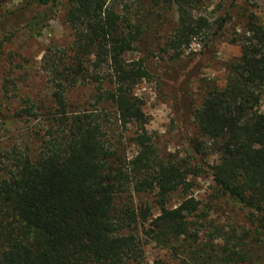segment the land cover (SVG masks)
<instances>
[{
    "label": "trees",
    "instance_id": "trees-1",
    "mask_svg": "<svg viewBox=\"0 0 264 264\" xmlns=\"http://www.w3.org/2000/svg\"><path fill=\"white\" fill-rule=\"evenodd\" d=\"M20 1L25 5L4 20L32 35L43 29L58 3ZM164 1L177 7L178 25L169 45L179 59L194 42L205 39L209 25L205 19L193 18L190 0ZM67 20L75 32L71 62L53 68L58 110L49 120L43 150L34 159L21 153L7 156L8 164L0 170V264H139L149 237L163 242L179 264L264 261L261 232L251 240L248 232L240 235L233 230L222 246L214 241L199 243L195 219L200 217L201 203L187 197L177 208L167 207L173 194L181 189L189 192L192 184L182 166L160 159L146 131L145 103L134 90L150 76L143 62L124 60L139 42L141 29L132 27L128 15L117 12L114 0H69ZM124 27L131 31L125 34ZM243 41L242 57L230 66L226 88L214 89L194 118L202 138L220 157L211 168L218 192L250 210L264 227V113L259 110L264 97V22L251 17ZM193 55L182 68L180 83V76L169 77L159 87L183 93L178 108L184 114L188 111L185 83L198 71L205 52ZM91 58L100 71L90 69ZM104 66L109 67L114 85L105 94L100 74ZM62 79L98 84L100 101L114 104L119 122L138 125L133 140L138 152L131 161L111 162L116 153L106 140L100 116H68V88L57 84ZM203 148L199 145L198 152ZM127 193H156L160 215L153 219L148 206L141 211L127 203L118 208L117 199ZM149 222V230L140 237V227Z\"/></svg>",
    "mask_w": 264,
    "mask_h": 264
},
{
    "label": "rangeland",
    "instance_id": "rangeland-1",
    "mask_svg": "<svg viewBox=\"0 0 264 264\" xmlns=\"http://www.w3.org/2000/svg\"><path fill=\"white\" fill-rule=\"evenodd\" d=\"M114 2L117 12L128 15L132 27L141 29L139 42L134 51L124 55V60L128 64L143 62L150 76L134 90L136 97L145 103L143 110L149 120L146 131L162 161L179 164L190 173V191L181 189L173 194L167 207L175 209L187 197H194L201 203L200 217L195 219L199 220V243L214 241L222 246L233 230L240 235L248 232L251 240L257 231L264 235L262 223L250 210L218 192L211 168L219 163L220 157L214 152L212 143L202 138L194 118V113L202 108L204 100L214 89L226 88L230 66L242 57L243 39L250 18L264 22V0H190L188 9L193 18L205 19L209 29L205 39L194 42L179 59L169 45L178 25L176 5L164 0ZM24 5L20 0L9 3L0 0V170L8 164L7 156L21 153L34 159L42 152L48 137L49 120L58 110L53 68L55 64L62 68V64L71 62L69 57L75 40V32L67 20L69 0H58L50 20L41 31L37 28L35 35L18 30L13 23L4 20L9 13ZM222 24L223 29H219ZM130 31L124 27L125 34ZM64 51L68 57L62 56ZM200 52H205V57L198 71L187 78L189 83H185L188 111L184 114L178 108L181 103L178 97L183 93L164 85L161 89L159 87L170 81L169 77L180 76V83L182 68L193 54ZM88 66L100 71L93 58ZM101 70L105 79L103 93L111 92L114 90L109 80L111 71L108 66ZM62 80L57 84L63 83L68 88V116L79 113L100 116L106 140L116 153L111 162L118 164V159L131 161L138 152L133 143L139 134L138 125L123 126L119 122L114 104L100 101L102 91H99L98 84ZM259 110L264 113V97ZM199 145L204 146L200 152ZM155 194L127 193L117 199V206L121 208L127 203L138 211L148 206L154 219L160 215ZM149 228L150 222L140 227L139 236L143 237L144 230ZM150 240L147 238L143 262L139 264H179L163 242ZM255 264H264V261Z\"/></svg>",
    "mask_w": 264,
    "mask_h": 264
}]
</instances>
